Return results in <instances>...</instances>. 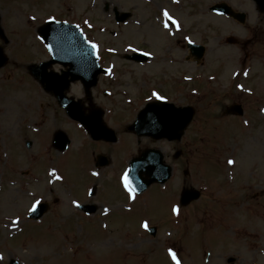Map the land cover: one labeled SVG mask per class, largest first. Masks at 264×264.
<instances>
[{"label": "rangeland", "instance_id": "1", "mask_svg": "<svg viewBox=\"0 0 264 264\" xmlns=\"http://www.w3.org/2000/svg\"><path fill=\"white\" fill-rule=\"evenodd\" d=\"M231 1L244 4L245 27L212 16L195 19L199 25L194 38L206 35L201 28L204 23L211 27L214 39L206 44L201 67L179 69L184 76L199 74L198 87H194L204 96L193 103L194 124L187 128L182 144L185 157L191 150L196 153L195 164L188 168L197 173L196 189L201 197L195 208H183L176 218L178 206L172 194L179 189V175L175 186L172 181L164 189L153 185L140 196H134L118 174L110 177L108 169L93 179L95 144L81 129H69L72 143L63 153L50 147L44 154L39 145L31 152L38 159L34 168L27 156L17 163L16 151L27 137L18 130L21 122L36 123L38 117L43 128L36 136L42 140H47L50 130L67 132L69 127L62 112L49 102L47 114L37 112L33 103L41 100L33 97L30 85L17 88L20 80L28 81L26 67L46 58L32 35L49 17L60 19L74 13L91 16L103 46H114L111 32L122 31L120 39L128 41L133 30L118 28L111 10L103 11L104 5L111 8L116 0H0V47L8 58L0 69V142L5 144H0V264H9L11 259L20 264H176L172 254L164 253L169 246L182 256L179 264H203L205 250L215 254V264H223L220 256L243 253L245 244L231 241L238 237L254 243L253 248L264 249L246 234L252 231L250 227L264 225L259 221L264 215V17L247 0ZM118 2V10L126 12L130 0ZM92 4H96L94 10ZM195 21L184 20L193 33ZM248 29L259 32L252 34ZM230 34L237 40L235 47L220 40ZM233 103L242 105L243 119L224 115ZM128 135L124 132L119 150L127 145ZM124 161L118 158L111 168L115 170ZM88 186H96L98 210L94 217L83 218L73 207L94 201L84 199ZM40 201L58 203H53L41 222L28 220L27 214ZM144 225L156 227L154 237L145 232ZM260 259L264 264V258Z\"/></svg>", "mask_w": 264, "mask_h": 264}, {"label": "flooded vegetation", "instance_id": "2", "mask_svg": "<svg viewBox=\"0 0 264 264\" xmlns=\"http://www.w3.org/2000/svg\"><path fill=\"white\" fill-rule=\"evenodd\" d=\"M229 2L230 0H205V2L201 3L199 0H130L127 10L129 18L127 21L129 29H132L133 32L131 33L132 38L129 40L127 51L122 52V47L108 46L101 48L98 57L101 68H98L99 74L96 77V84L89 89L88 93L80 82H74L68 86L65 85V80L70 79V75L66 74L67 70L63 67L53 66L47 74L52 77V74H50L52 71L60 75L59 77H54L57 82L62 83L57 87L56 91H61V93L66 94L68 97L78 100L80 113L82 117H85L84 119L88 115L100 114L101 122L104 123L105 121L108 127L117 133V143H121L124 132L129 133L128 136L130 138L126 142L127 145L121 150L115 147L117 143L112 144V142L108 141L94 142L95 146L93 148L96 150L94 158L97 156L107 157L105 161H109V167H114L112 165L114 160L116 161L118 158L125 159L124 163L119 167L117 166L116 169L127 171L130 161L141 154L147 147L151 146L152 148L160 150L165 161L171 166L172 173L177 175V178L179 175L176 184V188L179 187V189L174 192L177 195L176 198L172 194L174 197L173 200L176 202H179L183 189H192L196 186V174H185L188 171V167L190 168L195 164V151L191 150L188 153L189 157H187V153L185 157V150L182 148V144L185 142L183 139L170 142L166 140L156 141L147 137L140 138L134 133L129 132L127 128L134 123L136 116L148 103H153L158 100L171 103L172 108H160L159 112L162 116L173 114V111L176 112V109L181 108L183 105H194V101L198 100L194 98L195 95L183 94L182 90L178 87L180 81L178 74L180 73L179 69L182 66L184 54L186 61H191V64L197 65L194 57L189 55L187 46L182 42V22L184 19L194 17H196L194 19H202L208 15L214 16L210 12L211 6L216 3ZM243 5V3H240L237 8ZM104 8L105 11L109 10L108 5H105ZM253 8L258 15L264 17V12H260V8L255 7L254 4ZM84 15H77L75 17V22L80 27ZM198 25L199 23L197 22L192 25V29L194 30V33L191 31L192 35H197L195 31ZM202 27L203 33L206 32V35L202 36V42L207 44L210 39H213L211 37L213 31L211 27H207L204 23L201 24ZM156 29L158 34L155 33ZM207 30H210V35L207 34ZM257 32L255 30V33ZM138 39H140V42H138ZM103 49L121 52L118 58L121 61H113L117 57L109 56L108 52H104ZM123 53H127L136 59H127L124 61L125 57L122 55ZM138 54H142L145 59L143 60ZM79 73L86 79L91 78L90 73L86 70H80ZM26 75L31 82L30 92L34 90L35 95L33 97L42 100L41 102L35 101L33 103L37 112L41 111L43 116L47 114L49 112L47 102H49L57 111L60 110L63 116H65V111L58 104V94L40 87V77L34 80L30 77L28 71ZM121 89L123 92L120 91ZM190 126H193L192 123ZM34 129H36V126ZM18 130L22 134L26 133L30 135L32 146L39 143V138H37V133L34 130L28 133L22 130V126L18 127ZM101 136L109 137L108 133L102 131ZM168 151H170V154ZM183 174H185L184 177ZM170 181L173 180L170 179L168 182ZM168 182L165 185H168ZM173 185L175 186L174 182ZM196 205L197 202H193L186 206V208H195ZM263 224L264 221L261 222V225ZM250 228L252 231H248L246 234L253 236L257 239L255 241L256 243L264 246L262 244L264 243V225L263 228ZM249 242V244L245 243L243 253H235V257L229 255L220 256L222 257L223 264H259L260 257L264 256V249L258 247L253 248L255 244L251 243V241ZM247 247H249L248 251ZM214 257L215 254L209 252L206 263L215 264Z\"/></svg>", "mask_w": 264, "mask_h": 264}, {"label": "water", "instance_id": "3", "mask_svg": "<svg viewBox=\"0 0 264 264\" xmlns=\"http://www.w3.org/2000/svg\"><path fill=\"white\" fill-rule=\"evenodd\" d=\"M43 31L44 29L42 30L41 35L43 36L44 40L48 41V46L52 50L62 49L65 44H68L64 37H59V36L50 37L51 34L49 33V29L46 30L47 33ZM90 55L91 54L87 53V60L89 59ZM5 62H6V59L2 55V50L0 49V67ZM87 62H89V60ZM229 110L231 113H234V114L242 113L240 110V107H231ZM185 126H186V123H183L182 127L184 128ZM172 133L173 131L171 130L168 131V130H165L164 128L162 131L158 133H156V131H153V130H147L146 135L157 136L156 134H159L158 136L171 138ZM180 134H181V131H179L177 135H173V136H176V138H179ZM65 147L66 145H64L63 147H60L59 149H63ZM143 173L146 174L150 178L145 184V186H147L152 182H157V181L161 183L164 182L166 180V177L169 176V168L162 164L161 156L158 152L154 150H148L141 155L140 159L134 161L132 171L130 172L129 181L135 182V183L139 182L140 180H142L141 174ZM198 197H199V194L197 192H184L183 193V199H184L183 204H187L188 202L194 199H197Z\"/></svg>", "mask_w": 264, "mask_h": 264}, {"label": "snow or ice", "instance_id": "4", "mask_svg": "<svg viewBox=\"0 0 264 264\" xmlns=\"http://www.w3.org/2000/svg\"><path fill=\"white\" fill-rule=\"evenodd\" d=\"M165 15H167V13H165ZM93 47H95V45H93ZM155 95V94H154ZM159 98V97H157ZM229 164H232L233 162L232 161H229L228 162ZM124 184H125V187L131 192V191H134V189L132 188V185H131V182L129 181L128 179V176L126 175L125 178H124ZM174 211H176L174 209ZM145 228H147V225H144ZM171 254V253H170ZM174 256V254H173ZM175 258V257H174Z\"/></svg>", "mask_w": 264, "mask_h": 264}, {"label": "bare ground", "instance_id": "5", "mask_svg": "<svg viewBox=\"0 0 264 264\" xmlns=\"http://www.w3.org/2000/svg\"><path fill=\"white\" fill-rule=\"evenodd\" d=\"M8 114V113H7ZM3 115H5V114H3ZM8 117V116H7Z\"/></svg>", "mask_w": 264, "mask_h": 264}]
</instances>
